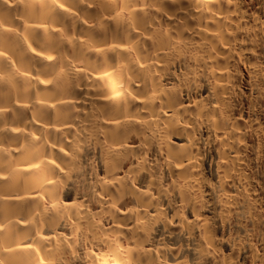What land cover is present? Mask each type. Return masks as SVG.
Listing matches in <instances>:
<instances>
[{
	"label": "clouds",
	"instance_id": "obj_1",
	"mask_svg": "<svg viewBox=\"0 0 264 264\" xmlns=\"http://www.w3.org/2000/svg\"><path fill=\"white\" fill-rule=\"evenodd\" d=\"M0 264H264V0H0Z\"/></svg>",
	"mask_w": 264,
	"mask_h": 264
}]
</instances>
